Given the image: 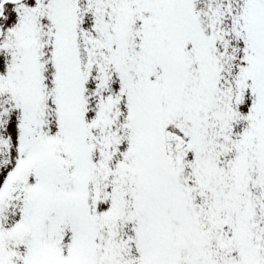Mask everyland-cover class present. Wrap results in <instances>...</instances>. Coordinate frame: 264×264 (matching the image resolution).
I'll return each mask as SVG.
<instances>
[{"label":"snow or ice","instance_id":"snow-or-ice-1","mask_svg":"<svg viewBox=\"0 0 264 264\" xmlns=\"http://www.w3.org/2000/svg\"><path fill=\"white\" fill-rule=\"evenodd\" d=\"M0 264H264V0H0Z\"/></svg>","mask_w":264,"mask_h":264}]
</instances>
